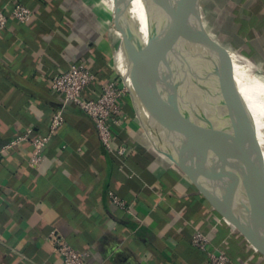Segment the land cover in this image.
<instances>
[{
    "label": "crops",
    "instance_id": "0c3cea01",
    "mask_svg": "<svg viewBox=\"0 0 264 264\" xmlns=\"http://www.w3.org/2000/svg\"><path fill=\"white\" fill-rule=\"evenodd\" d=\"M20 1L31 19L10 18L0 29V264H64L54 235L86 254V264H211L208 253L227 256V264H264L235 201L157 141L129 94L109 120L108 151L92 119L53 92V79L80 63L96 76L85 97L111 81L123 87L106 2ZM235 2L223 4L218 35L202 23L223 60L264 92L254 77H264V0ZM13 4L0 0V12ZM198 11L202 17V0ZM56 112L63 124L33 167L32 141L48 133ZM198 234L208 238L207 252L194 246Z\"/></svg>",
    "mask_w": 264,
    "mask_h": 264
},
{
    "label": "water",
    "instance_id": "95a60500",
    "mask_svg": "<svg viewBox=\"0 0 264 264\" xmlns=\"http://www.w3.org/2000/svg\"><path fill=\"white\" fill-rule=\"evenodd\" d=\"M188 1L191 5L189 25L201 46L207 31L199 15L198 0ZM133 2L113 0V26L119 33L114 67L138 118L157 141L183 159L193 173L235 201L243 213L242 225L248 239L264 251V165L232 149L223 137L211 130L209 146L203 147L191 128L196 108L191 95L194 69L186 55L194 52L196 46H186L182 52L185 58L182 57L181 61L186 71L185 103L179 111L163 108L150 87L149 66L168 44L166 29L175 15L178 0H143L145 29L149 34L145 45L137 39L143 25L132 13Z\"/></svg>",
    "mask_w": 264,
    "mask_h": 264
},
{
    "label": "bare ground",
    "instance_id": "6f19581e",
    "mask_svg": "<svg viewBox=\"0 0 264 264\" xmlns=\"http://www.w3.org/2000/svg\"><path fill=\"white\" fill-rule=\"evenodd\" d=\"M189 6L188 0H178L175 15L166 29L168 44L149 66L152 92L157 99H162L165 109H175L171 106L175 100L174 89L185 84L186 71L181 61L185 57L182 52L186 46H196L194 52L186 55L194 69L191 95L196 108L192 130L206 140L208 146L212 135L210 130L214 131L232 149L264 165V92L232 69L225 58L223 60L207 33L199 46L189 25ZM131 10L143 25L137 39L145 45L149 34L145 29L143 0H134ZM116 33L119 39V33Z\"/></svg>",
    "mask_w": 264,
    "mask_h": 264
},
{
    "label": "built area",
    "instance_id": "2783aa9c",
    "mask_svg": "<svg viewBox=\"0 0 264 264\" xmlns=\"http://www.w3.org/2000/svg\"><path fill=\"white\" fill-rule=\"evenodd\" d=\"M14 4L10 13L0 12V29H4L8 19H15L19 23H26L32 17L30 8L21 3L20 0H13ZM96 76L83 63L73 65L69 71L56 76L52 81L53 92L62 95L66 102L80 108L84 114L92 119L103 146L112 150L115 140V129L109 124L120 114L124 96L128 94L126 87H120L116 82H109L102 89V92L95 98L85 97V92L95 82ZM117 122V121H116ZM63 118L60 112H56L49 124V131L46 135H40L33 139V153L30 163L37 167L43 160L44 149L54 133L62 126ZM21 137L20 139H25ZM123 153V149L120 150ZM121 208L122 203L116 202ZM54 246L56 253L64 264H86L87 255L74 249L64 238L54 235L49 239ZM208 238L198 234L194 239V246L199 250L207 252ZM211 264H227L229 259L225 255L215 256L208 253Z\"/></svg>",
    "mask_w": 264,
    "mask_h": 264
},
{
    "label": "rangeland",
    "instance_id": "374dc122",
    "mask_svg": "<svg viewBox=\"0 0 264 264\" xmlns=\"http://www.w3.org/2000/svg\"><path fill=\"white\" fill-rule=\"evenodd\" d=\"M104 1L106 2L107 9H108V15H109L107 28L110 29L111 33L115 34L116 39L119 41L116 30L113 26V11L110 7V3L107 0H104ZM226 1L227 0H202V17H200V18H202L201 20H202V22H204L205 26H207L213 34L215 33V35H218V33L216 31V27L219 24V17L221 16L222 7H223V4L226 3ZM228 2H231V3L236 5L235 0H228ZM210 22H212V23H210ZM226 40H228V39H226ZM225 49H227V48H225ZM234 52H236V51L234 50ZM228 53L233 56V54L230 51H228ZM254 77L257 80V82L260 83L263 87L264 86V77L262 75H259V74H256ZM176 89H174V94H175L174 102L176 103V105H178V110H180L184 106V103H185L184 102V96H182V94H184V87H180V89H177V90ZM180 90H181L182 94H181ZM229 140H231V139L229 138ZM230 144L232 146H235L232 143H230Z\"/></svg>",
    "mask_w": 264,
    "mask_h": 264
}]
</instances>
